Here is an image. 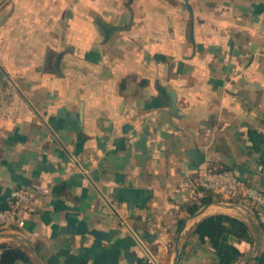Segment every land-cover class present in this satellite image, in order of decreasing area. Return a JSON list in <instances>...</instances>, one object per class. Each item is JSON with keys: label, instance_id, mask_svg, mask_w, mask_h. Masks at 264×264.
Returning a JSON list of instances; mask_svg holds the SVG:
<instances>
[{"label": "crops", "instance_id": "crops-1", "mask_svg": "<svg viewBox=\"0 0 264 264\" xmlns=\"http://www.w3.org/2000/svg\"><path fill=\"white\" fill-rule=\"evenodd\" d=\"M209 167L264 190V0H0V207L33 196L0 244L32 264L23 238L44 264H173L179 240L178 264H214L193 232L224 213L254 236L229 237L232 264L256 229L240 264H264V207L197 215L213 194L190 212Z\"/></svg>", "mask_w": 264, "mask_h": 264}, {"label": "trees", "instance_id": "trees-1", "mask_svg": "<svg viewBox=\"0 0 264 264\" xmlns=\"http://www.w3.org/2000/svg\"><path fill=\"white\" fill-rule=\"evenodd\" d=\"M209 169L220 171L230 168L209 167ZM205 192L206 195L202 198L200 204L190 206L189 210L191 213H194L199 205L213 199L214 195L212 193ZM217 197L218 199H222L220 196ZM229 200L239 201L236 198H230ZM7 205L8 203L1 208H6ZM252 210L256 212L257 208H252ZM261 226L264 229V224ZM193 235H197L202 243H205L207 240L210 241L211 248L216 255L214 264H232L244 255L236 243L229 242L230 236L235 237L237 243L246 241L252 244L254 241L251 226L247 221L224 213L211 215L203 219L194 230ZM0 248L2 249L0 264H14L17 260H23L32 264L30 256L22 248L8 244H0Z\"/></svg>", "mask_w": 264, "mask_h": 264}, {"label": "built area", "instance_id": "built-area-1", "mask_svg": "<svg viewBox=\"0 0 264 264\" xmlns=\"http://www.w3.org/2000/svg\"><path fill=\"white\" fill-rule=\"evenodd\" d=\"M197 185L224 200L236 198L239 201L233 202H239L250 209L264 207V190L246 183L232 169L215 171L202 168L198 172ZM32 202L33 196L27 190L19 187L12 189L7 207H0V232L24 227L25 214Z\"/></svg>", "mask_w": 264, "mask_h": 264}, {"label": "water", "instance_id": "water-1", "mask_svg": "<svg viewBox=\"0 0 264 264\" xmlns=\"http://www.w3.org/2000/svg\"><path fill=\"white\" fill-rule=\"evenodd\" d=\"M218 205V206H221V207H225V208H234V209H238V210H241L243 211V213H247V218H249V220L252 221L251 219V209L248 208V207H245L243 204L239 203V202H233V201H229V200H221V199H216V200H213L207 204H205L196 214L199 215V214H202L203 212L206 211V209L211 206V205ZM128 229L130 230L131 234L134 236V238L140 243V245L148 252V254L152 257L151 253L148 251V249L146 248V246L143 244V242L139 239V237L135 234V232L129 227L127 226ZM254 228L255 227V224H254ZM97 238H100V239H104V240H107V239H110L111 236L113 235V233H115V229H111L109 231H103V230H98V229H95L93 230L92 232ZM256 235H257V242H256V245H255V248L252 250V252H250L249 254L245 255L244 257H242L238 264L240 263H244L246 261H248L251 257H253L255 255V253L257 252V249L259 247V244H260V234L258 232V230L256 229ZM0 237H21L19 236L17 233L15 232H7V233H0ZM23 240L29 245V247L31 248V251H32V254L35 256V258H37V260L41 263V264H44V262H42V260L38 257L35 249L32 247V245L28 242V240H26L25 238H23ZM180 254H181V245H180V242L178 240L177 242V245H176V254H175V258H174V261H173V264H178L179 263V258H180ZM153 258V257H152Z\"/></svg>", "mask_w": 264, "mask_h": 264}]
</instances>
